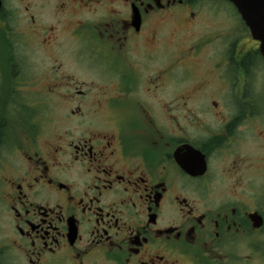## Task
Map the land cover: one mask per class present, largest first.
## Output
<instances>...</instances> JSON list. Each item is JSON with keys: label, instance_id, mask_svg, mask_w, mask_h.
I'll list each match as a JSON object with an SVG mask.
<instances>
[{"label": "flooded vegetation", "instance_id": "1", "mask_svg": "<svg viewBox=\"0 0 264 264\" xmlns=\"http://www.w3.org/2000/svg\"><path fill=\"white\" fill-rule=\"evenodd\" d=\"M0 264H264V55L230 0H0Z\"/></svg>", "mask_w": 264, "mask_h": 264}, {"label": "water", "instance_id": "2", "mask_svg": "<svg viewBox=\"0 0 264 264\" xmlns=\"http://www.w3.org/2000/svg\"><path fill=\"white\" fill-rule=\"evenodd\" d=\"M241 12L253 36L261 41L264 55V0H230Z\"/></svg>", "mask_w": 264, "mask_h": 264}]
</instances>
